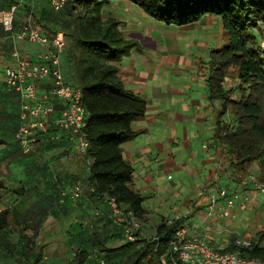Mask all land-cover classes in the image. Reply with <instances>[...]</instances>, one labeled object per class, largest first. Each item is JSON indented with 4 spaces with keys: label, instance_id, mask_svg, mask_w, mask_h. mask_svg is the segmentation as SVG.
<instances>
[{
    "label": "trees",
    "instance_id": "obj_1",
    "mask_svg": "<svg viewBox=\"0 0 264 264\" xmlns=\"http://www.w3.org/2000/svg\"><path fill=\"white\" fill-rule=\"evenodd\" d=\"M109 1L67 0L58 11L50 4L44 17L46 22L32 12L27 20L36 27L39 24V30L49 37L59 30L65 33L63 55L73 68L75 82L65 81L83 89L87 123L82 132L89 145L83 154L88 167L84 180L86 189L77 181L81 185V194L87 190L96 201L109 204L112 211L109 200L113 198L124 213L132 210L141 220L136 238L128 240L124 236L125 222L115 213L121 228L118 237L123 242L111 247L107 245L108 238L101 236L96 241L103 245L96 248L98 244L93 239H88L90 246L85 244L86 227L82 232L74 233L73 215L68 211L64 218L68 220L69 260L60 264H86L92 250L100 252L96 264H103L102 260L104 264H162L161 258L169 256L170 241L183 218L173 219L171 223L162 215L152 219L143 203L145 195L132 186L134 167L123 154V144L140 133L133 127V122L146 114L148 100L126 87L116 65L133 48L139 47V41L124 35L118 19L104 18L103 9ZM128 1L166 24L186 25L206 15L220 18L226 42L212 47L205 69L209 98L220 104L214 143L229 155V165L241 175L240 179L252 175L250 167L257 164L255 172L259 180L264 181V44H260L259 35L254 32L264 26V0ZM13 2L20 3L13 0L10 6ZM14 24L18 27L15 21ZM229 76L237 78L236 85H227ZM71 139L76 142V138ZM37 141H42L46 148L62 142H55L45 135ZM3 187L0 180V189ZM70 189L60 191L55 198L64 205L68 198L75 200L81 196L72 197ZM12 192L22 195L24 189L17 187ZM10 212V207L0 204V264H5L6 260L17 264H48L44 261L43 244L35 240L36 231L28 232V228H33L31 223L23 219L22 224H14ZM54 215L60 218L62 214L55 209ZM236 237V234L230 235L224 251H239L243 257L264 260L263 232H259L248 247L237 245ZM110 252L115 253L110 255ZM116 253L120 258L110 260Z\"/></svg>",
    "mask_w": 264,
    "mask_h": 264
},
{
    "label": "crops",
    "instance_id": "obj_2",
    "mask_svg": "<svg viewBox=\"0 0 264 264\" xmlns=\"http://www.w3.org/2000/svg\"><path fill=\"white\" fill-rule=\"evenodd\" d=\"M12 1L0 0V9L8 8ZM19 1L14 17L17 26L26 22L31 12L46 22L44 17L50 7L49 0ZM125 1L132 4L138 12L135 13V18H118L119 27L126 37L137 39L139 47L133 48L116 65L126 87L148 100L146 114L133 122V127L140 130V133L123 144V154L134 167L132 186L141 191L145 199L153 200L148 206L144 204L149 217L162 215L167 220L182 217L187 222L190 235L196 234L207 239L215 248L225 247L230 235L236 232L225 225L227 218L218 214L209 215L206 205L214 194L218 196L217 189L221 186H229L231 191L240 190L245 195L250 194L249 189L252 191L253 186L247 184V175L240 179L241 175L229 165V155L218 143H214L220 104L209 98L205 70L193 75L197 79L196 86L193 85L195 82H190L188 86H169L164 90L165 83L160 81V77H163V63L174 58L175 54H179L180 63L191 62L193 66L205 67L201 62L206 64L205 60L210 54L207 49H212L211 37L214 35L210 31L213 27L206 20L215 19L220 29L221 20L217 16L206 15L201 20L186 25L166 24L152 19L135 3ZM37 26L41 28L39 24ZM172 28L182 31V35L172 33L171 37L168 33V38L167 35L160 34ZM207 36L210 38L201 42L207 46L201 45L202 37ZM29 41L16 38L0 23V180L4 184L0 189V204L11 208L10 217L14 224H22L23 219H26L32 227L31 220L36 219L37 209L43 213L41 219L48 214L57 218L54 210L59 209L62 214L59 219L64 220L65 214L70 211L73 215L74 233L82 232L83 227L88 230L84 233L87 236L85 244L90 246L88 239H93L98 244L95 247L99 248L103 243H98L96 239L103 236L108 238V246H118L123 242L118 237L121 228L109 204L96 201L87 190L78 199L68 198L64 205L55 198L60 191H68L75 181L82 182L83 187L85 185L88 167L77 140L74 143L69 135H65L67 137L61 138L63 140L55 141H62L60 144L51 148H46L42 141H35L30 150H25L17 138L23 121L21 99L18 91L6 82L5 71L7 67L16 66L15 51L28 53L32 57L46 51L47 44L35 41L38 44L33 46L29 45ZM181 47H192L195 53L190 54ZM168 51L171 53L170 57ZM200 52L205 53L206 58ZM148 85L151 86L153 95L151 101ZM48 100L57 106L63 104L59 99ZM250 169L255 171L258 165L253 164ZM171 172L176 174L177 180L169 183L168 188L176 187V194L179 195L182 189L194 186L197 194H187L183 204L174 202L164 205L162 200L156 206L155 196L164 188L162 184L166 181L165 173ZM188 181H191L190 185ZM17 187H23L24 194L12 192ZM4 189L9 191L5 192ZM4 192L7 195L5 200ZM218 200L223 201L222 198ZM28 202L37 204V209L31 211ZM67 223L68 220L66 225ZM93 251L86 264H96L100 252ZM113 253L115 252H110V255ZM119 256L116 253L110 260H116ZM60 261L50 260L48 264H60Z\"/></svg>",
    "mask_w": 264,
    "mask_h": 264
},
{
    "label": "built area",
    "instance_id": "obj_3",
    "mask_svg": "<svg viewBox=\"0 0 264 264\" xmlns=\"http://www.w3.org/2000/svg\"><path fill=\"white\" fill-rule=\"evenodd\" d=\"M66 2L50 0L51 7L56 11L62 9ZM19 4L13 2L10 7L0 9V23L16 38L47 44V49L36 57L15 51L16 66L6 68L5 80L18 91L21 99L23 121L17 138L25 150H30L40 136L59 141L64 135H69L70 138H76L78 148L84 154L89 145L82 132L87 123V110L83 103L82 87L66 82L63 75L61 56L66 46L65 33L59 30L49 37L31 21L16 27L14 17ZM48 99H59L63 104L57 106ZM246 182L259 193H264V181L259 180L257 175H250ZM70 191L72 197H78L81 185L73 183ZM217 193L218 196L214 194L206 205L209 215L218 214L227 218L232 215L236 204L247 209L253 202L250 194L245 195L240 190L231 191L229 186L219 187ZM219 198L223 201L220 202ZM109 202L113 211L120 214V220L125 222V238L134 240L141 229L140 218L132 210L124 213L115 199ZM262 205L264 217V202ZM168 222H173V219ZM235 242L243 247L253 244L252 239L246 236H237ZM169 248V256L161 258L162 264H264L263 259L243 257L239 251H224L225 247L215 248L207 239L196 234L190 235L187 222L184 221L177 226ZM101 262L104 264L103 260Z\"/></svg>",
    "mask_w": 264,
    "mask_h": 264
},
{
    "label": "rangeland",
    "instance_id": "obj_4",
    "mask_svg": "<svg viewBox=\"0 0 264 264\" xmlns=\"http://www.w3.org/2000/svg\"><path fill=\"white\" fill-rule=\"evenodd\" d=\"M137 12L138 10H136V8H134L132 4H130L129 2L125 0H110L107 4H105L104 9H103L104 18H107L109 16L114 17L116 19L118 18L127 19V18H132L133 16L135 18L136 16L135 13ZM150 17L152 19H155L152 16ZM144 21L145 20H143V22ZM155 21L157 20L155 19ZM206 23L211 24V27H213V30L212 29L210 30L214 34L211 37L212 38L211 45H210L211 48L224 44V42H226V34L224 33L223 27H221V29L219 28L220 26H219L218 21H216L215 19H207ZM217 29H218V32H216ZM181 32L182 31H177L175 28H172L170 31L165 30L164 33H160V34L162 36L163 35L168 36V33H169L171 34V37H172V33L178 36V35H182ZM254 32L257 33V35H259L260 44L263 45L264 44V26H262L259 31L254 30ZM183 36H186V34H183ZM168 38H170V36H168ZM168 38L166 39L168 40ZM202 38L203 39L200 41V43L202 41H205V39L207 38L209 39L210 37L207 36V37H202ZM37 44L38 43H36L35 41L33 42L29 41V45L36 46ZM201 45L203 44L201 43ZM203 46H207V45L204 44ZM181 49L183 51L189 52L190 54L195 53L193 52L195 49H193L192 47L190 48L181 47ZM207 50L208 52H210L211 49H207ZM169 52L170 51H168L167 54L170 57L171 53ZM201 54H203V56L205 57V53L200 52V55ZM178 57H179V54H175L174 58H172L173 60L170 58L169 61H167L166 63H163L162 65L163 77H160V81H164L165 83L163 86L164 90L169 86H172V87L180 86V85L188 86L190 82H195V84L193 85L196 86L197 79H194L193 75L196 74L197 71L203 72L206 69L205 63L201 62V64L202 65L204 64L205 67L193 66L191 65V62H187V63L181 62L180 63L178 61ZM61 64H62V71H63V75L65 79H67L69 82H75V79L73 78V75H74L73 68L69 64H67V62L64 59V55L61 56ZM228 79L229 80L227 81V85L229 86H233L234 83L236 85L238 81L235 76H229ZM177 80L181 82L178 83ZM147 88L151 92L150 98H149V101H151L150 99L153 100L151 86L148 85ZM235 92L237 93L238 90H236ZM253 172L254 173L252 174L257 175L258 179H260L257 171L256 172L253 171ZM168 174L171 175V178L169 179H168ZM168 174L165 173L166 181H164L162 184L164 188L158 191L157 195L155 196L156 200H154V202L156 206H158L162 200H164L165 202L164 205L174 203V202H177L178 204H183L184 198L187 194H191V193L195 195L197 194L195 187L192 186L191 189L190 187L189 188L186 187L182 189L180 192L181 194L177 195L176 187L168 188L169 183L177 180L176 174L174 172H171ZM189 182L191 181H188V184L190 185ZM249 190H250V196L253 198V202L251 204L252 206L247 209H242L240 208L239 204H236V206L232 209V215L227 217L228 222L226 221L225 225L229 227V230L235 231L238 237L246 236L251 239H255L259 232L264 233V217L262 214L263 212L262 204L264 202V193H259L254 188L252 189V191L251 189ZM3 195H6V193L4 192ZM6 198H7V195L4 197V200ZM152 202L153 200L150 201L149 198H146L144 204L145 206H148ZM28 205L31 211L36 210L38 207L37 204H34L32 202L30 203L28 202ZM56 207H59V205ZM22 208H21V214H23L22 211L24 209ZM41 216H43V213L41 214V212H39L37 209L36 219L33 218V220H31L33 224V228H31V230L36 231L34 235H35V240L37 241V243H41L44 246V252L46 255V257L44 258V261H46V263H48L50 260L52 262L54 261L57 262L60 260H61L60 262H64V263L67 262L69 260V256H68L69 248L66 242L67 241V237H66L67 232L65 229L66 220L65 219L60 220L59 218H55L53 215H50V214H48V216H46L45 218L43 217V219H41ZM148 224L149 226L152 225L151 222ZM262 241L264 243V239ZM5 264H17V263L13 260H6Z\"/></svg>",
    "mask_w": 264,
    "mask_h": 264
}]
</instances>
